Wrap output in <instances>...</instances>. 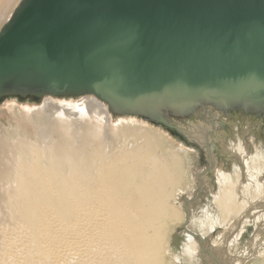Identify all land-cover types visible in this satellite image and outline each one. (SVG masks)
<instances>
[{
	"label": "water",
	"instance_id": "1",
	"mask_svg": "<svg viewBox=\"0 0 264 264\" xmlns=\"http://www.w3.org/2000/svg\"><path fill=\"white\" fill-rule=\"evenodd\" d=\"M84 96L188 144L195 125L214 144L223 118L264 121V0H21L0 29V103Z\"/></svg>",
	"mask_w": 264,
	"mask_h": 264
},
{
	"label": "bare ground",
	"instance_id": "2",
	"mask_svg": "<svg viewBox=\"0 0 264 264\" xmlns=\"http://www.w3.org/2000/svg\"><path fill=\"white\" fill-rule=\"evenodd\" d=\"M97 100L87 101V108L104 114L108 122L109 114ZM50 101H43L47 110H58ZM152 130L154 134L144 129L132 134L131 148L122 147L110 156L101 150V144L88 147V158L97 164L92 174L85 168L68 167L65 173L56 167L59 161L53 149L70 148L61 141L30 149L17 143L18 186L7 196L11 224L20 228L21 237L15 239L20 248L15 243L14 256L8 260L4 256L7 248H0V264H64L70 253L78 254L71 256L77 264H152L150 256L159 242L164 244L160 235L166 227L164 220L170 214L190 216L184 180L179 176L189 168L185 161L188 152L179 153L157 128ZM125 139L126 145L130 137ZM263 182L264 171L257 185ZM253 202L264 207V201ZM238 203L243 211L246 202L242 195ZM254 259L259 256L250 257L245 264Z\"/></svg>",
	"mask_w": 264,
	"mask_h": 264
},
{
	"label": "rangeland",
	"instance_id": "3",
	"mask_svg": "<svg viewBox=\"0 0 264 264\" xmlns=\"http://www.w3.org/2000/svg\"><path fill=\"white\" fill-rule=\"evenodd\" d=\"M20 1L6 0L3 3V0H0V29L8 21ZM92 99L97 100L93 96L78 98L44 97L41 101L7 99L0 103V248L1 250L2 248L10 250L6 249V255H4L6 260L14 256L11 255L14 253V245L15 243L19 245V241L17 242L15 239L21 237L20 230H18L19 226L12 225L13 220H11V214L8 212L9 200L7 196L15 193L18 186L15 181V173H18L19 169L15 152L17 143L23 148L30 149L38 146L46 148L49 144L60 143L61 141V143L69 145L70 148H65V150L53 149L59 161V165L56 167L61 168V171L65 173L68 172V167L79 170L85 168L90 172L92 170L90 173L92 174L93 170L97 169V164L93 165L91 159L88 158V155L91 154L90 146L95 149L97 145L101 144V150L110 156L111 153L116 154L122 147L129 146L128 148H131L134 142L132 134L136 135L142 129L153 133L152 129L157 128L168 145L177 148L181 154L186 155L188 152L187 157H185V161L187 160L188 165H190L189 169L187 168L188 175L185 172L179 175L184 180L185 205L188 206L192 203V199H190L192 196L196 203L201 202V204L195 206L192 211L189 209V218L182 217V214H170V217L164 220L166 227L160 232V235L164 236V244L159 242L158 251L156 250L149 258L151 263L202 264L201 257H199V243L191 235L185 234V238L181 233H178L183 227L188 229L190 226V230L198 229L201 232L202 239L219 230L209 240V247L214 252V258L217 259V262L245 264L250 257L256 255L259 256V259H254L249 264H264V207L253 202L264 201V182L260 186L257 185L264 171V142L261 139L257 141L249 134V130L253 127L250 121L234 115L230 121H226L228 130L231 132L230 135H227L223 130L216 133V141L220 146L221 153L233 155L235 163L231 161L229 167L217 166L215 170L216 179L207 183L206 194L199 195L200 189L193 190L195 187L193 179L205 167L200 160L196 163V155L192 154L193 152L189 147L180 143L162 128L142 119L112 115L107 106L97 100L109 114L110 120L107 122L104 114H100L94 109L88 110L87 101ZM43 101L53 102L59 109L47 110L48 108L45 107ZM215 117L220 118L218 115ZM195 129L193 131L194 136L205 142L204 135L209 128L195 125ZM106 136L109 137L107 140H105ZM126 136L130 139L125 145ZM138 142H142V140ZM160 148L164 150L162 146ZM23 150L27 152L26 149ZM248 164H251L252 176L245 172ZM179 179L181 180V178ZM232 192H234V197ZM241 195L246 202L243 211L240 210L238 203ZM191 234L197 235L198 233ZM256 235H260V237L255 239ZM70 254L72 257L73 255L77 257L75 256L76 253ZM71 256L69 254L65 256L64 264L76 263V258L74 260Z\"/></svg>",
	"mask_w": 264,
	"mask_h": 264
},
{
	"label": "flooded vegetation",
	"instance_id": "4",
	"mask_svg": "<svg viewBox=\"0 0 264 264\" xmlns=\"http://www.w3.org/2000/svg\"><path fill=\"white\" fill-rule=\"evenodd\" d=\"M235 115L239 116L240 118H244L246 121H250V123H252L253 127H252V129L249 130V134L252 135L257 141H258V139H261L264 142V121L262 119L257 118L253 115H244V114H235ZM233 117H234V115L230 116V118H233ZM230 120L231 119L223 118L221 120L222 124L215 122L216 129L214 132V144H212V142L210 140L209 133H210V131H212V128L209 124L206 126H203L204 128H206V127L209 128V130L206 129L207 131L205 132V135H204L205 137L207 136L206 137L207 141H205V142H202L201 138L194 136V133H193L192 136H193V140L195 141V143L188 144L186 141H183L185 139H180L174 135H171L169 132L166 131L173 138H175L180 143L184 144L185 146L189 147L192 150V152H193L192 154L196 155V159H197L196 163L200 160L202 165H204L205 168L202 169L198 174H196L194 176L195 179H193V181L195 183L194 184L195 187L193 188V190L195 191L197 189H200L199 195L206 194L207 183L212 182L216 179L215 170H216L217 166H224L225 165V166L229 167V163H231V161H234L233 155L227 154V153L226 154L221 153L220 146L217 144V141H216L217 140L216 133L220 130H223L227 135H230L231 132L228 130V124L226 123V121H230ZM197 139H199V141H197ZM249 149H251V148L249 147ZM249 161L251 163V160H249ZM232 163H235V161ZM188 167H190V166L188 165ZM246 167H247V170H245V172L248 175L252 176L253 172H252L251 164H248ZM188 169L186 170L187 175H188V173H187ZM199 184L201 186H199ZM248 187H249V185H248ZM232 193H233V197H234V192H232ZM192 198H193V196L190 199H192ZM199 204H201V202L196 203V201L194 200L193 203L189 204L187 207L189 209H191V211H192V209H194L195 206H197ZM255 223H256V219H255ZM189 228H190V226H188V229H187L189 232H191V233L195 232V233H198L197 235L201 236V232H199L198 229H196L195 231L194 230L192 231ZM217 231L219 232V230H217ZM217 231H215L214 233L213 232L210 233L207 236L208 239L210 240V238H212ZM178 233H181V235H183V236H185V234H186L183 231H180ZM185 238H186V236H185ZM194 240H196V239H194ZM209 246H210V244H209ZM199 257H200V253H199Z\"/></svg>",
	"mask_w": 264,
	"mask_h": 264
}]
</instances>
